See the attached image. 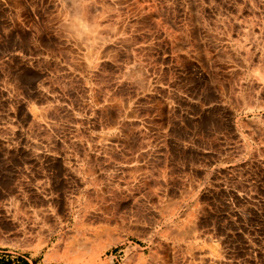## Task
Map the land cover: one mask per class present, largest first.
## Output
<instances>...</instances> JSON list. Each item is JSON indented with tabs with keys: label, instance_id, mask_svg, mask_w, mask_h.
<instances>
[{
	"label": "rangeland",
	"instance_id": "rangeland-1",
	"mask_svg": "<svg viewBox=\"0 0 264 264\" xmlns=\"http://www.w3.org/2000/svg\"><path fill=\"white\" fill-rule=\"evenodd\" d=\"M0 250L264 264V0H0Z\"/></svg>",
	"mask_w": 264,
	"mask_h": 264
},
{
	"label": "crops",
	"instance_id": "crops-1",
	"mask_svg": "<svg viewBox=\"0 0 264 264\" xmlns=\"http://www.w3.org/2000/svg\"><path fill=\"white\" fill-rule=\"evenodd\" d=\"M76 24L78 26L79 33H84L88 31V24L85 22L84 26H79L78 20H76ZM0 252H6V250H0ZM16 258V259H14ZM9 260V264H25L23 260L19 259L18 257H13V255H5L0 254V264H7L6 262Z\"/></svg>",
	"mask_w": 264,
	"mask_h": 264
},
{
	"label": "trees",
	"instance_id": "trees-1",
	"mask_svg": "<svg viewBox=\"0 0 264 264\" xmlns=\"http://www.w3.org/2000/svg\"><path fill=\"white\" fill-rule=\"evenodd\" d=\"M6 263L9 264V260Z\"/></svg>",
	"mask_w": 264,
	"mask_h": 264
}]
</instances>
